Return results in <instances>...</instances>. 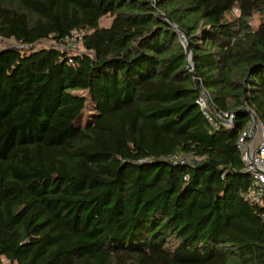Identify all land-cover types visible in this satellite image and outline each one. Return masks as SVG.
Returning a JSON list of instances; mask_svg holds the SVG:
<instances>
[{
    "label": "trees",
    "instance_id": "1",
    "mask_svg": "<svg viewBox=\"0 0 264 264\" xmlns=\"http://www.w3.org/2000/svg\"><path fill=\"white\" fill-rule=\"evenodd\" d=\"M0 38V264H264V0H0Z\"/></svg>",
    "mask_w": 264,
    "mask_h": 264
},
{
    "label": "built area",
    "instance_id": "2",
    "mask_svg": "<svg viewBox=\"0 0 264 264\" xmlns=\"http://www.w3.org/2000/svg\"><path fill=\"white\" fill-rule=\"evenodd\" d=\"M64 46L73 53L83 52L82 36L79 33H73L65 39ZM198 103L211 123L216 125L219 122L226 126L233 123L235 118L233 113L217 111L214 113L211 110L209 98L203 88H201V97ZM238 148L245 163L244 170L250 174L254 181V186L245 194V198L261 203L264 197V124L258 118L254 120L251 116V121L239 137Z\"/></svg>",
    "mask_w": 264,
    "mask_h": 264
},
{
    "label": "rangeland",
    "instance_id": "3",
    "mask_svg": "<svg viewBox=\"0 0 264 264\" xmlns=\"http://www.w3.org/2000/svg\"><path fill=\"white\" fill-rule=\"evenodd\" d=\"M238 15H239L238 11H235L234 16H238ZM259 21H260V16L259 15H256L252 19L251 25L253 27H257L258 24H259ZM111 22H112V18L111 17H105L102 20L101 25L103 27H109L110 24H111ZM182 41L186 45L184 38L182 39ZM51 45H53V42L52 41H46V42H42L40 45H38V47H49ZM10 47H15V48L17 47V48H19V45L14 40H5V39L0 38V51L4 50L6 48H10Z\"/></svg>",
    "mask_w": 264,
    "mask_h": 264
},
{
    "label": "water",
    "instance_id": "4",
    "mask_svg": "<svg viewBox=\"0 0 264 264\" xmlns=\"http://www.w3.org/2000/svg\"><path fill=\"white\" fill-rule=\"evenodd\" d=\"M153 1L155 2V0H153ZM172 25H173L176 29H178L177 26H176L175 24H172ZM179 33L182 35V37L184 38L185 43H186V54H187V60H188V63H189V69L194 70L193 54H192V49H191V45H190L191 41H190V39H189V37H188V35H187V33H186L185 31H183V30H179ZM210 108H211V110H212L214 113H216V111H215V109L212 107V105L210 106ZM245 111H247L248 114L254 118V120H257V117H256V115H255L254 112H252V111L249 110V109H245ZM236 114H237V113H235L234 115H236ZM233 121H234V120H233Z\"/></svg>",
    "mask_w": 264,
    "mask_h": 264
}]
</instances>
